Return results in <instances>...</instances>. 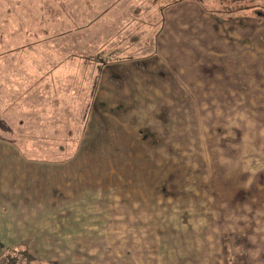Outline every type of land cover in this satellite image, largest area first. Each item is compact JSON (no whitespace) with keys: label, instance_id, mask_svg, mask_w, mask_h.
I'll list each match as a JSON object with an SVG mask.
<instances>
[{"label":"rangeland","instance_id":"rangeland-1","mask_svg":"<svg viewBox=\"0 0 264 264\" xmlns=\"http://www.w3.org/2000/svg\"><path fill=\"white\" fill-rule=\"evenodd\" d=\"M31 1L0 18V39L10 35L1 77L36 99L41 88L46 102L21 114L17 93L0 88V136L39 158H118L135 178L136 206L177 203L164 227L166 264H264V224L226 217L227 203L264 204V23L246 18L264 0L245 11L246 0ZM252 34L257 42L243 44ZM32 62L48 71L22 75ZM133 221L118 227L119 254L143 253L128 237L141 230ZM23 253L6 249L4 264H58Z\"/></svg>","mask_w":264,"mask_h":264},{"label":"crops","instance_id":"crops-1","mask_svg":"<svg viewBox=\"0 0 264 264\" xmlns=\"http://www.w3.org/2000/svg\"><path fill=\"white\" fill-rule=\"evenodd\" d=\"M2 2L14 4L9 7L18 12V4L36 1L0 0ZM5 8L7 6L2 8L1 13L12 12ZM228 21L231 22L230 19ZM253 34L241 43L250 46L252 41L257 42V35ZM262 34L258 36L262 37ZM222 35L225 38V34ZM220 38L218 34L217 40ZM18 106L16 103L15 107ZM99 156L100 161L97 156V160L89 161L90 157L82 154L61 161L39 158L22 153L10 139L0 136V264L5 263L6 249L18 247L39 261L58 264H131L133 261L136 264V260L142 264L155 261L166 264V254H162L164 227L169 220L168 215L179 214L181 208L176 207L177 203H171L172 206L167 209L166 202L142 201L136 206V195H133L137 188L133 173L120 172L118 158ZM144 184L141 182V185ZM146 184L150 195L149 183ZM119 190H122L121 197L125 198L126 205H119ZM129 194H132L131 203ZM259 201L251 204L241 201L237 204L227 203V219L238 216L243 220L246 217L249 222L264 224V204ZM252 208L253 211H249ZM179 215L174 217L172 223L183 228L178 222L181 220ZM252 218L253 221H250ZM131 221L132 226L142 231L135 228L134 237L133 230H130L129 240L132 248L134 240L141 241L143 253L135 254L133 249L131 254H119L118 227L125 224L128 228ZM152 226L158 228V237L151 234ZM250 229L249 234L260 232ZM156 254H159L158 258ZM245 257L254 259L262 256L248 254ZM220 258L217 263L223 264L225 260Z\"/></svg>","mask_w":264,"mask_h":264},{"label":"trees","instance_id":"trees-1","mask_svg":"<svg viewBox=\"0 0 264 264\" xmlns=\"http://www.w3.org/2000/svg\"><path fill=\"white\" fill-rule=\"evenodd\" d=\"M227 1V0H226ZM226 1H224V0H221V3L223 4V3H225ZM230 1H232V2H235L236 4H240L243 0H230ZM246 1H248V3L247 4H240L241 5V7L239 8V9H241V10H244L245 11V9H249V8H252V6H250L249 4H252V3H254L255 2V0H246ZM1 4V3H0ZM255 6V5H254ZM259 5H257V7H258ZM4 7V4H1L0 5V13H1V11H2V8ZM256 7V6H255ZM9 9H11L10 7H7V8H5V10H9ZM12 10V9H11ZM13 11V10H12ZM228 12H232V11H230V10H228ZM11 13H14V11L13 12H11ZM4 18V17H6V16H4L3 14L1 15L0 14V18ZM246 18L247 19H251V20H255V21H257V22H259V24H261V23H264V10H257V11H255L254 13H253V15H247L246 16ZM231 21L233 20V19H231V18H229ZM45 24H46V22H45ZM44 31H46V30H44ZM6 34V33H5ZM3 35V37H2V39H0V43L2 44L3 43V41H4V39L5 38H7V37H9L10 35L9 34H7V35ZM14 36V35H13ZM30 41H32V40H30ZM30 44L28 43V42H25L24 43V46H22V45H20V49L22 50V51H25V53H28V51H31V50H28L27 49V47L29 46ZM7 49H5V50H3V54L2 55H7ZM9 52V51H8ZM0 55H1V53H0ZM12 55H14L13 53H12ZM4 65H5V62H4ZM58 67V66H57ZM23 68H25V70H24V72H23V74L22 75H33V76H39V75H41V73L43 72V71H48V70H46L47 68H46V66H44V67H40L39 66V64L38 63H36V64H33V62L31 63V64H28V65H26V66H24ZM2 70H4V66H0V88L1 89H5V88H7V85H10L11 86V90L12 91H14V92H16L17 94L14 96V98H12L13 100H12V102H13V106H14V104H15V102H14V100L15 101H19L18 103L21 105L20 106V112L21 113H24V112H29V111H31V110H33V111H39L40 109H38L37 107H39V108H41V107H43V105L45 104V102H46V100L44 99V98H42V97H40V94H41V91H42V89L40 90L39 89V98L40 99H36L35 97H29V90L28 91H25V90H23V88H22V86H20L19 87V82H8V81H6V80H3V78L1 77V73L3 72ZM49 72H51L50 70H49ZM13 71H12V76H13ZM13 78V77H12ZM13 80V79H12ZM4 86V87H3ZM65 88H66V86H65ZM31 91H33V90H31ZM46 106H48V104L46 105ZM45 106V107H46ZM76 108V106L75 105H72L71 107H70V109L72 110V109H75ZM38 113V112H37ZM24 257H26V258H28L29 260H31V261H34V257L33 256H30V254H26V253H23L22 254Z\"/></svg>","mask_w":264,"mask_h":264}]
</instances>
